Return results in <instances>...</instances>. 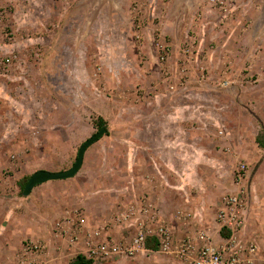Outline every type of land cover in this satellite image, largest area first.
<instances>
[{
    "label": "rangeland",
    "instance_id": "1",
    "mask_svg": "<svg viewBox=\"0 0 264 264\" xmlns=\"http://www.w3.org/2000/svg\"><path fill=\"white\" fill-rule=\"evenodd\" d=\"M99 117L108 132L80 171L24 195L26 176L74 164ZM158 123L172 145L136 148ZM263 130L264 0H0V264H70L161 222L170 249L94 264H189L176 251L185 238L223 243L241 163L239 238L264 245Z\"/></svg>",
    "mask_w": 264,
    "mask_h": 264
},
{
    "label": "built area",
    "instance_id": "2",
    "mask_svg": "<svg viewBox=\"0 0 264 264\" xmlns=\"http://www.w3.org/2000/svg\"><path fill=\"white\" fill-rule=\"evenodd\" d=\"M167 53V48H162ZM8 63L10 58L5 59ZM248 165L241 163L234 173L237 190L228 193L224 197V207L219 213L220 229L227 228L231 234L223 239V243L215 244L209 235L204 233L199 235V245L196 246L191 238H185L177 245V253L188 259L189 264H264V256H257L260 245L254 241L250 243L239 238L245 226V213L250 190L247 185ZM145 213H151L150 209L145 208ZM180 220L186 221L191 213L181 211ZM152 220H156V214L151 215ZM84 223V218H80ZM157 221V220H156ZM158 223V222H157ZM144 224V223H142ZM146 224V223H145ZM96 231L95 234L99 235ZM148 237H154L159 241L160 248L170 249L174 241V233L169 224L161 222L156 228L151 225H142L136 237L128 244L105 240L96 247L88 248L85 256L88 259H111L120 255H134L140 251L148 250L146 241ZM262 261V262H261ZM29 264H36L28 262Z\"/></svg>",
    "mask_w": 264,
    "mask_h": 264
},
{
    "label": "water",
    "instance_id": "3",
    "mask_svg": "<svg viewBox=\"0 0 264 264\" xmlns=\"http://www.w3.org/2000/svg\"><path fill=\"white\" fill-rule=\"evenodd\" d=\"M107 132H108L107 125L104 124L99 128V130L95 134H93L91 137L86 139L81 144L78 150L77 158L74 164L70 168L64 170H57V171L40 169L34 172L25 185V188L23 190L24 195H30L36 186L46 183L48 181L68 179L74 177L82 168L85 160V155L88 149L94 143L100 140V138H102Z\"/></svg>",
    "mask_w": 264,
    "mask_h": 264
},
{
    "label": "crops",
    "instance_id": "4",
    "mask_svg": "<svg viewBox=\"0 0 264 264\" xmlns=\"http://www.w3.org/2000/svg\"><path fill=\"white\" fill-rule=\"evenodd\" d=\"M158 113H160L159 111H156ZM166 117L164 118V122H170V117L171 116H167L165 115ZM153 123V122H152ZM151 125V124H150ZM158 126H149V131L147 132L146 129H144L143 131H140V132H144L146 134H148L147 136L145 135L144 137H141V139H138L136 140V148H149V149H157V148H168L169 146L172 145L171 143V127H169V125L167 124H156ZM137 129V128H136ZM158 133V134H157ZM162 133L165 134L163 137H162ZM168 133V136H169V139H167L166 137V134ZM164 138V140H163ZM143 139V140H142ZM158 152H156V155H157ZM152 157V159H154V166L156 167V165L158 166H162L163 164L159 162V159L157 158V156L155 155H152L150 156ZM150 157H149V152H148V156H145V160L146 161H150ZM168 160L165 158V164L166 163H169L167 162ZM159 162V164H158ZM151 163V162H150ZM159 169L161 167H158ZM158 204H156V208H158ZM224 239V236H221V240ZM260 245V249L258 251V254L257 256H264V245L261 246ZM145 251H154L152 249H148V250H145ZM156 251V250H155ZM10 254V252H9ZM262 262V261H261Z\"/></svg>",
    "mask_w": 264,
    "mask_h": 264
},
{
    "label": "trees",
    "instance_id": "5",
    "mask_svg": "<svg viewBox=\"0 0 264 264\" xmlns=\"http://www.w3.org/2000/svg\"><path fill=\"white\" fill-rule=\"evenodd\" d=\"M98 123H99V127H101L102 125L105 124V120L102 117H99L98 119ZM257 143L259 144V146L261 148L264 149V130L261 131L257 137H256ZM30 176H26V178H24L21 187H22V191L25 188L26 183L28 182ZM220 233L222 236L224 237H229L231 232L229 229L227 228H222L220 230ZM159 241L157 239H155L154 237H148L147 241H146V246L148 249H152V250H159ZM95 261L93 259H88L84 254H79L77 255L71 262L70 264H94Z\"/></svg>",
    "mask_w": 264,
    "mask_h": 264
}]
</instances>
